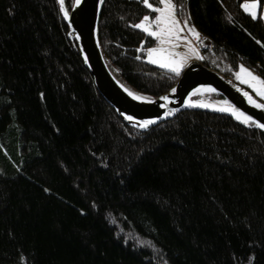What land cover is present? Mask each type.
Here are the masks:
<instances>
[{"label": "trees", "instance_id": "obj_1", "mask_svg": "<svg viewBox=\"0 0 264 264\" xmlns=\"http://www.w3.org/2000/svg\"><path fill=\"white\" fill-rule=\"evenodd\" d=\"M244 1L170 0L209 40L200 63L233 81L240 66L264 79V0L256 19ZM145 15L143 0H105L99 40L130 87L158 97L180 73L145 62ZM0 264H264V133L194 111L126 126L56 1L0 0Z\"/></svg>", "mask_w": 264, "mask_h": 264}, {"label": "water", "instance_id": "obj_2", "mask_svg": "<svg viewBox=\"0 0 264 264\" xmlns=\"http://www.w3.org/2000/svg\"><path fill=\"white\" fill-rule=\"evenodd\" d=\"M55 1L95 89L126 126L144 133L173 119L180 112L194 111L226 116L242 126L251 125L264 133V129L256 126L257 123H264V107L254 106L264 105V102L233 80L205 67L198 59L191 60L184 67L175 84L166 93L151 97L137 92L122 79L102 51L99 20L105 0H79V3L73 0L69 10L63 0V11L61 4ZM129 92L137 99L128 95ZM201 95H217L221 102L208 104L194 99ZM249 99L254 103H249ZM225 101L238 112L251 117V121L242 123L231 112L219 111L225 106Z\"/></svg>", "mask_w": 264, "mask_h": 264}, {"label": "snow or ice", "instance_id": "obj_3", "mask_svg": "<svg viewBox=\"0 0 264 264\" xmlns=\"http://www.w3.org/2000/svg\"><path fill=\"white\" fill-rule=\"evenodd\" d=\"M57 2L61 4V11H63V0H57ZM77 2L79 3V0H77ZM143 2L146 7L150 8L153 12L158 13L155 18L156 30L153 31L149 25H146L144 23L145 21L149 20V16L147 15L143 17V20L140 23L133 25V27L142 29L148 35L156 37L161 44L168 43L169 40L177 32V21L173 19L174 5L170 2V0H159V3L163 5V7H153V5L149 3V0H143ZM241 7L244 9L245 12L249 13L253 19L257 18L255 13L252 11V9L256 7L255 3H244L241 5ZM148 55L150 58H152L153 56L159 57V59H152V63H159L161 67H170L173 72L179 74L181 62L176 60L174 56H172V54L167 52L166 49H149ZM244 71L245 70L241 68V72ZM247 75L249 77V80L244 82L249 83V86L254 89L256 94L261 98H264V79H259L256 76L252 75L250 72L247 73ZM238 78L240 77L238 76ZM128 95L132 96L133 99H137V97L134 96L131 92H129ZM249 103L254 102L249 99ZM224 105V107H221L218 110L221 112H231V114L242 123H248L249 121H251V117L246 116L242 112H238L235 108H232L230 105H228L227 101L224 102ZM254 106L257 108L264 107V105L260 104H255ZM126 119H131V117H126ZM146 123L148 122H145V124ZM141 126L143 127L145 125ZM256 126L258 128L264 129V123H257Z\"/></svg>", "mask_w": 264, "mask_h": 264}, {"label": "rangeland", "instance_id": "obj_4", "mask_svg": "<svg viewBox=\"0 0 264 264\" xmlns=\"http://www.w3.org/2000/svg\"><path fill=\"white\" fill-rule=\"evenodd\" d=\"M244 3H255L256 4V7L254 9H252V11L255 13L256 17L259 15V2H258V0H248V1H244L242 4H244ZM160 7H163V5H161ZM242 10L244 11L243 8H242ZM245 13L248 14V15H250L247 12H245ZM260 17L262 18V20L264 22V5H263L262 11L260 13ZM173 19H175L177 21V24H176L177 32H176V34L169 40L168 43H165V44H161L160 41L156 37L151 36L154 40H156V45L154 47L150 48V49H153V48H155V49H159V48L166 49L167 52L170 53V54H172V56H174V58L176 60H178V61L181 62L180 70H179V73H181V71L184 69V67L191 60H194V59H198L199 58L201 51L199 50V47L192 42V39L197 34L195 32V30L192 27H190L187 24H185V23L181 24L175 18V16H174V10H173ZM144 23L146 25H149L153 31L156 30L155 20L149 18V20L148 21H145ZM152 59H159V57L153 56L152 58H150L149 55H148V50H147V52H146V58H145V62L146 63H148V64H150L152 66L158 67L160 69L167 70V71L172 72L174 74H177L176 72H173L170 69V67H161L159 63H152L151 62ZM241 68H243L245 71L244 72H241ZM249 72L252 75H254L257 78H259L254 72H252V71L244 68L243 66H240L239 69H238V71L234 75V81L237 84H239L240 86L246 87L251 93L254 94V96H256L258 99H260L261 101L264 102V98H261L260 96H258L256 94V92L254 91V89L249 86V83L244 82V81L249 80V77L247 75V73H249ZM238 76L240 78H238ZM201 98L203 100H208V101H211V102H213V101L214 102H221L220 99L213 98L211 95H202Z\"/></svg>", "mask_w": 264, "mask_h": 264}, {"label": "built area", "instance_id": "obj_5", "mask_svg": "<svg viewBox=\"0 0 264 264\" xmlns=\"http://www.w3.org/2000/svg\"><path fill=\"white\" fill-rule=\"evenodd\" d=\"M192 42L199 47L200 51H205L209 47L208 38L199 33H197L196 36L192 39Z\"/></svg>", "mask_w": 264, "mask_h": 264}, {"label": "bare ground", "instance_id": "obj_6", "mask_svg": "<svg viewBox=\"0 0 264 264\" xmlns=\"http://www.w3.org/2000/svg\"><path fill=\"white\" fill-rule=\"evenodd\" d=\"M202 95L201 96H199V97H196V98H194L196 101H198V102H201V103H208L209 104V102H211V101H208V100H203L202 98Z\"/></svg>", "mask_w": 264, "mask_h": 264}, {"label": "crops", "instance_id": "obj_7", "mask_svg": "<svg viewBox=\"0 0 264 264\" xmlns=\"http://www.w3.org/2000/svg\"><path fill=\"white\" fill-rule=\"evenodd\" d=\"M158 15V13H156V16ZM156 16H155V18H156ZM155 18L153 19V20H155ZM196 32V31H195ZM197 33V32H196ZM195 60V59H194Z\"/></svg>", "mask_w": 264, "mask_h": 264}]
</instances>
